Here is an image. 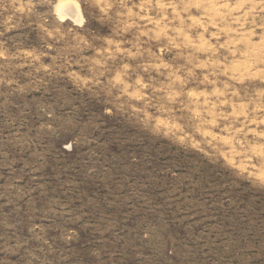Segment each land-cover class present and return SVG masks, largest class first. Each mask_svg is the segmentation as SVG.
<instances>
[{"label":"rangeland","instance_id":"1","mask_svg":"<svg viewBox=\"0 0 264 264\" xmlns=\"http://www.w3.org/2000/svg\"><path fill=\"white\" fill-rule=\"evenodd\" d=\"M69 1L0 0V264H264V0Z\"/></svg>","mask_w":264,"mask_h":264},{"label":"bare ground","instance_id":"2","mask_svg":"<svg viewBox=\"0 0 264 264\" xmlns=\"http://www.w3.org/2000/svg\"><path fill=\"white\" fill-rule=\"evenodd\" d=\"M57 10L61 19L68 18L75 20L76 22H80L79 20L81 19V12L78 3L69 0H60V5Z\"/></svg>","mask_w":264,"mask_h":264}]
</instances>
